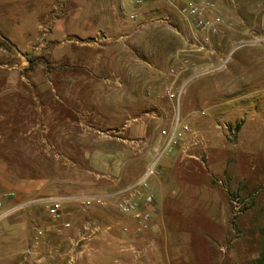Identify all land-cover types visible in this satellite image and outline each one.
<instances>
[{
    "label": "rangeland",
    "instance_id": "374dc122",
    "mask_svg": "<svg viewBox=\"0 0 264 264\" xmlns=\"http://www.w3.org/2000/svg\"><path fill=\"white\" fill-rule=\"evenodd\" d=\"M213 1L214 12L228 28L214 38L212 53L186 51L189 69L174 85L185 89L179 99H171L166 87L172 82V56L194 48L185 44L190 26L171 8L163 7L173 13L171 25L138 30L136 23H129L118 42L119 32L110 31V26L133 9L132 0H0L4 179L23 185L47 178L65 195L89 184L96 194L108 197L124 190L128 175H136L141 165L156 163L155 174L166 177L163 190H156V185L143 195H154L151 217L165 222L154 236L159 252L167 250L169 264H260L256 259L264 252V0ZM59 18L68 26L90 20L96 32L87 41L96 44L76 52V59L55 60L40 44L58 43H46L45 34ZM106 36L110 41H98ZM129 74L152 79L142 86V97L125 92L136 84L126 80ZM88 77H95V82ZM127 104L148 106L134 117L154 119L158 125L159 136L143 147L139 142L122 144L114 138L121 136L117 129L98 122L104 107ZM87 105L97 110L93 130L86 129L70 108ZM176 118L190 130L181 132L164 153ZM88 150L97 152L94 169L79 160ZM126 156L133 159L127 169ZM107 204L112 217L133 220ZM149 228L148 224L137 235L149 234ZM70 256L65 264L77 261ZM16 261L0 254V264Z\"/></svg>",
    "mask_w": 264,
    "mask_h": 264
},
{
    "label": "crops",
    "instance_id": "0c3cea01",
    "mask_svg": "<svg viewBox=\"0 0 264 264\" xmlns=\"http://www.w3.org/2000/svg\"><path fill=\"white\" fill-rule=\"evenodd\" d=\"M118 5H120L119 2ZM120 7L123 8L124 5L121 4ZM77 15L80 13L75 14L74 17ZM127 26H123L120 21H117L115 26H110V31L119 32H117L119 38L116 41L120 42V39L124 38L122 33ZM95 32L96 27L90 20L68 26L63 18H59L53 21L52 26L45 34L46 43L47 41L58 43L52 44L51 42L40 44V46L44 47L45 51L58 62L68 58L76 59V52L96 44L87 41L88 38L95 36ZM94 39L97 40L96 37ZM101 40L110 41V38L106 36L98 41ZM104 45L107 47L108 44L104 42ZM88 79L93 82L96 80L95 77H88ZM126 80L136 82L125 90L132 97H142V86L152 81V79H145L144 75L138 74H129ZM53 91L51 90V92ZM24 92L27 93V91ZM70 108L81 116L83 120L81 123L86 129L93 130L94 123L97 121L95 105L78 108L70 106ZM149 109L148 106L144 108V106L138 107L129 104L106 106L102 111H99L104 115H98V122L107 128L117 129L116 132L121 136L114 138L121 141L122 144L131 145L133 142L136 144L139 142L143 147L150 139L159 136L156 130L158 125L155 126L156 120L142 116L134 117ZM151 109L160 112L158 107H151ZM87 134L91 135L90 131H87ZM139 151L142 152V148ZM59 154L62 155L61 152ZM96 155V150H88L79 157V160L88 161L89 167L94 169ZM146 156L147 158L150 156L149 151ZM132 162L133 159L126 156L124 167L126 169L131 167ZM147 167L148 164L145 163L140 166L141 169L136 175H128L123 189L139 178ZM2 171L0 168V192L13 191L15 193V197L8 201L7 205L23 204L20 211L17 210L0 221V254H4L5 257H14L17 260L15 264H65L67 256L72 253L77 258L73 264H99L101 259H103V264H112L113 262L116 264H169L167 250H164L163 255L159 252L154 236L158 225L165 224L163 219L152 216L149 222V234L137 235L134 233L136 226L134 220L116 219L110 215L112 209L110 205L102 206L94 201L97 197L106 196L96 194V189L92 185L81 186L71 195H65L62 187L53 186L47 178L41 179L38 183H33L30 180L27 184L22 185L18 182L6 181L2 176ZM165 179L164 174L156 173L150 178L148 188L144 192L156 185V190L162 192ZM49 197L62 200V217L58 221L51 220L45 210V199ZM88 199L93 200L89 206L85 204ZM140 207L144 208L142 205ZM64 222H69L70 227L62 229L60 233L56 232L55 228L62 227ZM125 225L130 226L129 233L127 228V233L123 231ZM84 227L93 231L86 239L80 237ZM27 250L30 251L27 253ZM24 253H26L25 256ZM161 257L166 258L167 261L160 259Z\"/></svg>",
    "mask_w": 264,
    "mask_h": 264
},
{
    "label": "built area",
    "instance_id": "2783aa9c",
    "mask_svg": "<svg viewBox=\"0 0 264 264\" xmlns=\"http://www.w3.org/2000/svg\"><path fill=\"white\" fill-rule=\"evenodd\" d=\"M133 9L124 14L120 23L127 26L129 23H136L138 28L155 26L159 24L171 25L174 16L171 11L164 6L171 8L180 18L190 26L191 36L185 39V44H192L194 48L182 49L172 56L173 65L169 68L168 74L172 77V82L166 87V95L171 99H179L184 92L185 85L176 88L175 81L186 74L189 69L188 51H203V54L212 53V44L215 37L224 35L228 25L217 15L215 11V2L213 0H132ZM187 51V52H186ZM190 130L188 124L179 118L171 124L170 132L167 138L163 152L171 150L176 144L181 132ZM162 152V153H163ZM155 165L149 166L142 176L133 184L119 193L109 195L108 197H97L94 199L99 205H106L107 202L112 204L120 213L129 215L136 222L134 233L143 231L150 222L151 214L154 211V195L147 193L143 195L148 186V179L155 174ZM15 197L13 191L0 192V221L23 208V204H10L7 202ZM62 200L54 197L45 199V210L53 221H58L62 217ZM92 199L85 201L90 205ZM144 208L141 209L140 206ZM70 223L64 222L62 227L55 228L60 233L62 229L69 228ZM126 230V228H124ZM87 232V233H86ZM88 227H84L80 233L82 239L92 234ZM76 246V244H75ZM30 250H27L28 253ZM74 253L71 254L70 260L75 259Z\"/></svg>",
    "mask_w": 264,
    "mask_h": 264
},
{
    "label": "trees",
    "instance_id": "16d2710c",
    "mask_svg": "<svg viewBox=\"0 0 264 264\" xmlns=\"http://www.w3.org/2000/svg\"><path fill=\"white\" fill-rule=\"evenodd\" d=\"M263 260H264V252H262L260 256L256 259V262L261 264Z\"/></svg>",
    "mask_w": 264,
    "mask_h": 264
}]
</instances>
